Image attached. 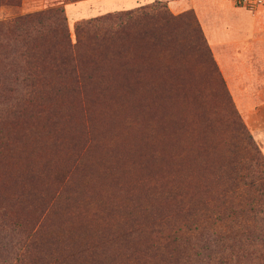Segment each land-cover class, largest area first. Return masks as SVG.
Segmentation results:
<instances>
[{"label": "rangeland", "instance_id": "obj_1", "mask_svg": "<svg viewBox=\"0 0 264 264\" xmlns=\"http://www.w3.org/2000/svg\"><path fill=\"white\" fill-rule=\"evenodd\" d=\"M262 60L264 0H0V264H264V200L226 192Z\"/></svg>", "mask_w": 264, "mask_h": 264}, {"label": "trees", "instance_id": "obj_2", "mask_svg": "<svg viewBox=\"0 0 264 264\" xmlns=\"http://www.w3.org/2000/svg\"><path fill=\"white\" fill-rule=\"evenodd\" d=\"M158 5L160 4L153 3L151 5L143 6L135 10H130L127 12H120L119 14H116V15L109 14V16L97 19L96 21H90L88 23L80 24L77 30L80 31L82 26L84 27L87 26L92 29V28H95L96 24H100L106 21L108 23L113 24L116 27V31L113 33L111 32V34L119 35V34H122L123 30L125 33H127L128 31L131 32L132 31L131 27L132 26L134 27V24L140 25L141 23H143V21L140 22V20L142 19L146 20L145 18H149V21L146 20L147 22L145 23V25H151V24L154 25L161 18L160 12L156 10V7ZM146 10L153 12L154 15L146 14L145 13ZM152 10H155L157 13H155ZM170 16H171V21H177L180 18L179 16H175V15H170ZM117 28L120 30L119 32L117 31ZM119 48L120 47H116V49H119ZM6 90H7V87H6L5 82L3 83L1 82L0 83V93L5 92ZM118 100H120V98H113L109 100L108 102H115V101L117 102ZM117 118L119 119V115H117ZM118 119H117V124L119 128L116 127V129L118 131L120 128L123 130L122 123ZM240 164H241L240 162L228 164L233 167L232 172L230 173V177L228 178V184H230V187L232 188H229L226 192H230L232 195L238 194L239 196H242V197L252 192L255 195L254 197L256 198L258 197L260 200H264V160L260 158H256V161L253 160L252 162L243 164L242 166H240ZM255 169L257 170L256 172H255ZM244 170H250V172H247L244 174ZM250 200L252 203H255V200L253 199V197H250ZM5 229H6L5 224L2 218H0V245L6 239V237H4V233L6 231ZM7 238H10V235H8ZM28 240L29 241L35 240V235L31 232H28L26 234V240L24 242V245L22 244V249H23V253H25L24 254L25 256L32 254L31 247L35 245L34 241L29 244ZM25 246H27V249ZM35 264H39L38 260H37V263L35 262Z\"/></svg>", "mask_w": 264, "mask_h": 264}, {"label": "crops", "instance_id": "obj_3", "mask_svg": "<svg viewBox=\"0 0 264 264\" xmlns=\"http://www.w3.org/2000/svg\"><path fill=\"white\" fill-rule=\"evenodd\" d=\"M139 1H141V0H139ZM169 7H170V9L172 10V12H174V13H176L177 11H178V9H180V7H177V6H174L172 3H170L169 4ZM252 45V44H251ZM250 45V43H247L246 44V46H251ZM253 46V45H252ZM254 65V64H253ZM262 66L264 67V61L262 60ZM264 72H262V74H263ZM248 75H249V72H248ZM253 75H254V72H253ZM254 77V76H253ZM262 88V90H261V93H263L264 94V86L262 85L261 86ZM263 97H264V95H263Z\"/></svg>", "mask_w": 264, "mask_h": 264}]
</instances>
